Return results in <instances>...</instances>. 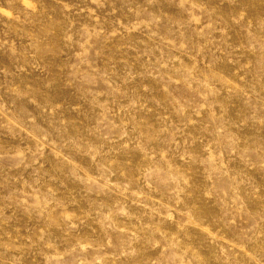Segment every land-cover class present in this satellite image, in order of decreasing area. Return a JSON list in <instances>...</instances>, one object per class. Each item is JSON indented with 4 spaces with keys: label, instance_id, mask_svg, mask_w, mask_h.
Masks as SVG:
<instances>
[{
    "label": "clouds",
    "instance_id": "1",
    "mask_svg": "<svg viewBox=\"0 0 264 264\" xmlns=\"http://www.w3.org/2000/svg\"><path fill=\"white\" fill-rule=\"evenodd\" d=\"M0 57V264H264V0H0Z\"/></svg>",
    "mask_w": 264,
    "mask_h": 264
},
{
    "label": "rangeland",
    "instance_id": "2",
    "mask_svg": "<svg viewBox=\"0 0 264 264\" xmlns=\"http://www.w3.org/2000/svg\"><path fill=\"white\" fill-rule=\"evenodd\" d=\"M0 58H2V57H0ZM7 139V137H5V140ZM209 251H210V249H209Z\"/></svg>",
    "mask_w": 264,
    "mask_h": 264
}]
</instances>
